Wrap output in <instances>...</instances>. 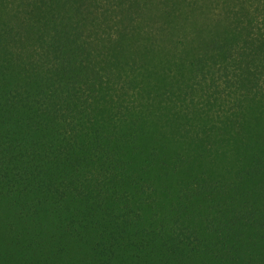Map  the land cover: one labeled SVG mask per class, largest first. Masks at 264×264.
Segmentation results:
<instances>
[{"label":"trees","instance_id":"16d2710c","mask_svg":"<svg viewBox=\"0 0 264 264\" xmlns=\"http://www.w3.org/2000/svg\"><path fill=\"white\" fill-rule=\"evenodd\" d=\"M0 264H264V0H0Z\"/></svg>","mask_w":264,"mask_h":264}]
</instances>
